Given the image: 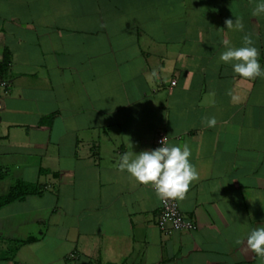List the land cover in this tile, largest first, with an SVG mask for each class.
I'll list each match as a JSON object with an SVG mask.
<instances>
[{"label": "crops", "instance_id": "obj_1", "mask_svg": "<svg viewBox=\"0 0 264 264\" xmlns=\"http://www.w3.org/2000/svg\"><path fill=\"white\" fill-rule=\"evenodd\" d=\"M255 7L0 0V197L40 191L0 208V264H264L246 245L264 227V78L219 60L247 36L264 68ZM159 135L191 149L192 231L159 229L155 189L117 167Z\"/></svg>", "mask_w": 264, "mask_h": 264}, {"label": "clouds", "instance_id": "obj_2", "mask_svg": "<svg viewBox=\"0 0 264 264\" xmlns=\"http://www.w3.org/2000/svg\"><path fill=\"white\" fill-rule=\"evenodd\" d=\"M264 14V0H256L252 15ZM226 28L243 31L244 25L239 17L235 21L227 19ZM226 45L227 41L224 42ZM245 46L226 47L219 60L231 64L232 70L241 78H264V68L259 61V51L250 38L244 37ZM155 74V73H154ZM216 124L215 117L207 120V126ZM160 147L139 153L125 152L120 155L118 169L126 171L138 183L150 185L159 198L183 199L192 181L198 178L195 166L190 162L191 149L187 144L169 145L167 137L160 141ZM237 243H244L238 240ZM246 245L255 254L264 257V227L252 229L246 236Z\"/></svg>", "mask_w": 264, "mask_h": 264}, {"label": "built area", "instance_id": "obj_3", "mask_svg": "<svg viewBox=\"0 0 264 264\" xmlns=\"http://www.w3.org/2000/svg\"><path fill=\"white\" fill-rule=\"evenodd\" d=\"M164 136L159 135L156 139L157 147ZM157 226L165 232L192 231L196 228L194 222L186 218L180 211L176 198H160Z\"/></svg>", "mask_w": 264, "mask_h": 264}, {"label": "trees", "instance_id": "obj_4", "mask_svg": "<svg viewBox=\"0 0 264 264\" xmlns=\"http://www.w3.org/2000/svg\"><path fill=\"white\" fill-rule=\"evenodd\" d=\"M7 63V57L5 56L4 63L0 69ZM40 194L39 188L32 183L16 182L14 183L7 193L0 197V208L12 203L14 201L23 200L27 195Z\"/></svg>", "mask_w": 264, "mask_h": 264}]
</instances>
